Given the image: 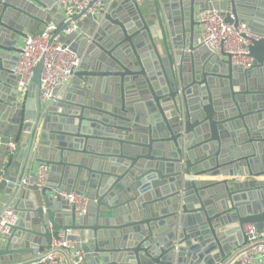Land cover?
Wrapping results in <instances>:
<instances>
[{"label": "water", "instance_id": "obj_1", "mask_svg": "<svg viewBox=\"0 0 264 264\" xmlns=\"http://www.w3.org/2000/svg\"><path fill=\"white\" fill-rule=\"evenodd\" d=\"M104 5L77 23L82 35L59 39L80 70L42 106V64L23 100L11 68L18 40L47 17L62 23L58 5L0 0V211L18 219L0 237V264H37L62 230L79 264H225L242 226L264 235V0ZM211 10L247 24L251 70L201 47L195 17ZM35 164L48 167L41 189ZM203 175L226 179L188 177ZM71 192L87 199L81 218L61 196Z\"/></svg>", "mask_w": 264, "mask_h": 264}, {"label": "built area", "instance_id": "obj_2", "mask_svg": "<svg viewBox=\"0 0 264 264\" xmlns=\"http://www.w3.org/2000/svg\"><path fill=\"white\" fill-rule=\"evenodd\" d=\"M141 8L151 4L153 0H130ZM58 14L63 21L55 26L49 23L42 32L28 35L23 39L17 64L11 68L17 78L16 88L20 98L26 97L32 81L34 68L41 63L39 85V100L42 106H48L56 99L53 92L56 87L62 89L69 86L73 75L80 70L81 59L59 42L62 36L73 33L81 34L77 23L85 18H97L104 10V0H57ZM232 18V17H231ZM195 23L200 33L201 47L218 58L228 57L231 64L243 71L251 70L253 59L250 56L252 40L256 39L249 27L243 21L236 24L225 22L224 17L215 10L196 15ZM9 162L16 152V143L6 142ZM34 171L36 178L31 185L41 189L47 179L48 167L37 164ZM190 179L197 176H188ZM2 174L0 173V182ZM27 186L25 177L20 180L19 187ZM67 207L76 218H81L87 211V199L83 194L71 192L61 194ZM18 222L13 214L12 206H6L0 211V237L11 232ZM246 241L224 261L225 264L264 263V235L258 233L253 224L242 226ZM72 232L62 230L56 239H52L47 249L40 255L37 264H79L84 260V254L76 250L75 242L69 240Z\"/></svg>", "mask_w": 264, "mask_h": 264}, {"label": "crops", "instance_id": "obj_3", "mask_svg": "<svg viewBox=\"0 0 264 264\" xmlns=\"http://www.w3.org/2000/svg\"><path fill=\"white\" fill-rule=\"evenodd\" d=\"M56 3H57V0H56ZM49 23H51V19L49 17H47L46 20L44 21V24H41V25H43L45 27ZM195 29L197 31V28H195ZM22 42H23V39L18 40L17 48L20 49V47L22 45ZM12 84H14V86H15L16 82L15 81H12ZM37 166H38L37 164L34 165V168H33V171H32L33 174H34V171H35V169H36ZM195 178L198 179V180H201V181H204V180H207V181H221V180L226 179V178H223V177H220V176L219 177H208V176H204V175L203 176H197ZM238 179H240L239 181H241L243 178H238ZM257 181H264V178H261V177L260 178H257Z\"/></svg>", "mask_w": 264, "mask_h": 264}, {"label": "flooded vegetation", "instance_id": "obj_4", "mask_svg": "<svg viewBox=\"0 0 264 264\" xmlns=\"http://www.w3.org/2000/svg\"><path fill=\"white\" fill-rule=\"evenodd\" d=\"M144 13V12H143Z\"/></svg>", "mask_w": 264, "mask_h": 264}]
</instances>
